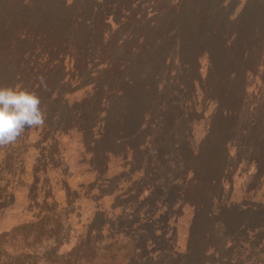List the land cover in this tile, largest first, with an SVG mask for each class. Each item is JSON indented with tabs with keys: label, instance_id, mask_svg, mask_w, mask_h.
<instances>
[{
	"label": "rangeland",
	"instance_id": "rangeland-1",
	"mask_svg": "<svg viewBox=\"0 0 264 264\" xmlns=\"http://www.w3.org/2000/svg\"><path fill=\"white\" fill-rule=\"evenodd\" d=\"M241 2L0 0V84H20L37 90L47 107L46 120L52 123V118L57 117L54 123L64 126L69 120L64 111L67 106L63 95L67 87L62 79L65 77L63 60L75 52L78 60L73 67L84 75L85 69L100 66L97 61L87 63L86 57L94 51L97 55L101 51L99 60L111 58L117 62L123 59L132 79L137 73L151 75L148 93L145 82L138 80L133 81L134 87L132 85L129 91V96L133 97L136 95L135 84L142 83L145 103L151 108L158 104L163 91L167 92L176 84V104L177 94L181 99L183 139L189 136V106L196 100L213 104L214 130L218 131L222 127L219 118L223 112L226 115L237 112L243 99L249 100L248 91L253 90L254 73L259 78L262 76V87L259 86L261 90L256 99L264 115V0H247L245 6ZM221 9L230 12L231 17L223 16L218 11ZM157 11H162L163 15L159 17ZM133 31L136 32L135 40L148 34L149 47L144 39L143 48L137 42L139 47L130 49L132 39L129 38ZM177 48L181 50L176 51ZM178 51H181V58L177 57ZM196 52L199 58L194 57ZM191 54L193 56L189 57ZM148 57L150 61L146 64ZM101 64L106 72H110L109 63ZM113 68L116 72L115 66ZM245 74L249 76L246 80L243 79ZM40 76L44 77L47 90L39 86L37 77ZM162 83L164 87L159 86ZM141 95L142 92L139 97ZM173 99V95L168 96L166 103L173 104ZM86 120L93 125L97 118L91 115ZM104 140L103 147L109 146L107 139ZM56 154L61 156V150L53 145L47 154L51 159L48 165L60 164ZM44 158L46 156L41 153L40 160ZM14 160L13 149H0V233L5 230L8 233L0 242L5 241L1 246L3 259H29L33 264H46L44 257L51 256L50 249L55 240L65 237L58 225L60 222L71 227L67 234L69 239H77L82 234L86 240L79 257L66 259L70 264H154L151 259L158 251L166 253L155 264H210L212 259L214 262L223 259L221 255H214L217 254L215 250H211L210 255H201L198 250L192 260L189 254L184 255L185 246L173 252L171 243L150 240L155 229L153 226L130 224L129 214L125 212L120 211L114 216L110 209L114 198L109 192L95 196L69 192L68 186L54 171L51 174L53 180L44 178L40 172L36 178L30 173L20 177L19 171L14 174ZM30 163L35 165L34 161ZM101 165H104L103 161ZM42 167L44 164L39 161V170ZM83 179L87 182L93 180L91 177L75 178L77 182ZM101 196L105 201L99 198ZM98 201L113 219L107 222L96 213ZM136 218L133 216L130 221L136 223ZM209 231L215 232L214 227L209 226ZM197 236L200 237V232ZM71 240L59 250L61 253L76 245L77 241ZM208 243L218 244L219 240L198 241L197 245L203 248L202 245ZM251 252L244 250L237 254L228 251L230 264H253L258 259L253 258ZM51 259L58 258L52 256Z\"/></svg>",
	"mask_w": 264,
	"mask_h": 264
},
{
	"label": "crops",
	"instance_id": "crops-1",
	"mask_svg": "<svg viewBox=\"0 0 264 264\" xmlns=\"http://www.w3.org/2000/svg\"><path fill=\"white\" fill-rule=\"evenodd\" d=\"M242 2L245 6L247 0ZM218 11L231 17L224 9ZM156 13L159 17L163 15L162 11ZM135 38L133 31L129 38L132 39L130 49L138 48L137 42L143 48L144 39L149 47L148 34ZM100 55L101 51L98 55L94 51L86 57L87 63L97 61L100 66L85 69L84 75L73 67L78 60L75 52L65 57L62 79L67 90L63 99L69 122L63 126L54 123L57 117H53L52 123L46 120L43 128L26 130L13 148L9 146L15 159L14 174L19 171L21 177L30 173L36 178L40 172L44 178L52 179L54 171L69 192L95 196L107 191L114 198L110 204L114 216L125 212L129 214L130 224L153 226L150 240L171 243L173 252L185 246L184 255L189 254L190 260L198 255V250L201 255H210V251L215 250L214 255H221L223 259L215 262L212 259L210 264H230L228 251L238 254V251L251 250V256L258 259L253 264H264V115L256 99L262 87V76L259 78L254 73L249 100L246 102L245 97L237 112L227 115L223 112L219 118L222 127L218 131L214 130L211 102L196 100L190 104L189 136L183 139L181 99L177 94L176 104V84L167 92L163 91L158 104L151 108L145 103L144 94L145 89L147 93L150 89L151 75L137 73L132 79L123 59L102 61L98 59ZM198 56L196 52L194 57ZM177 57H182L181 51ZM149 61L148 57L146 64ZM101 63H109L110 72H106ZM247 77L245 74L243 79ZM137 80L145 82V89L142 83H136V95L130 97L133 81ZM171 95L173 104L166 103ZM91 115L97 118L93 125L86 120ZM104 138L109 146L103 147ZM53 145L61 150V156H55L59 157L60 164L55 167L48 165L51 159L47 156ZM41 153L46 158L40 160ZM31 161L35 165L29 164ZM39 161L44 164L41 170ZM82 177L93 180H75ZM101 204L98 201L96 213L106 221L113 219ZM133 216L137 217L136 223L130 221ZM209 226L214 227L215 232H210ZM211 235L213 237L209 238ZM215 240L219 243L198 248V241ZM163 253L166 251L152 256L154 264Z\"/></svg>",
	"mask_w": 264,
	"mask_h": 264
},
{
	"label": "clouds",
	"instance_id": "clouds-1",
	"mask_svg": "<svg viewBox=\"0 0 264 264\" xmlns=\"http://www.w3.org/2000/svg\"><path fill=\"white\" fill-rule=\"evenodd\" d=\"M37 80L47 90L44 77ZM46 119L47 107L37 90L0 84V149L16 145L28 129L43 128Z\"/></svg>",
	"mask_w": 264,
	"mask_h": 264
},
{
	"label": "trees",
	"instance_id": "trees-1",
	"mask_svg": "<svg viewBox=\"0 0 264 264\" xmlns=\"http://www.w3.org/2000/svg\"><path fill=\"white\" fill-rule=\"evenodd\" d=\"M32 224V223H30ZM58 225L60 226V230L61 233H65V237L63 235V238L57 239L55 240L53 247H51V256L50 257H44V259L47 260L48 263H52V264H70L69 262L67 263L66 259H73L74 257H79L80 254V249L84 246V243L86 242V240L82 237V235L80 234L77 239H72V240H76V245H74L70 250L67 251H63L62 253L59 251L63 246L69 244L70 240L69 237H67V234L70 233L71 231V227L65 226L64 224H62L61 222L58 223ZM7 231H3L0 233V242L2 239H4L6 236ZM62 235V234H61ZM71 240V241H72ZM5 244V241H2V244H0V264H33L34 262H31L29 259L27 260H20L19 258H10L7 257L5 259H3L2 256V247ZM2 246V247H1ZM52 256H56L58 259L56 260H52L51 257ZM30 257V256H29ZM59 258L61 260H59ZM80 260V258L78 259V261ZM46 262V264H48Z\"/></svg>",
	"mask_w": 264,
	"mask_h": 264
}]
</instances>
